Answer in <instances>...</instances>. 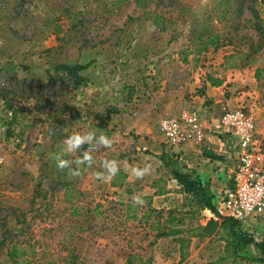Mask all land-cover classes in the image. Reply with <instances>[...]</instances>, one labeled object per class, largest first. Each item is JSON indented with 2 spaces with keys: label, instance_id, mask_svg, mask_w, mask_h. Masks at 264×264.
<instances>
[{
  "label": "rangeland",
  "instance_id": "obj_1",
  "mask_svg": "<svg viewBox=\"0 0 264 264\" xmlns=\"http://www.w3.org/2000/svg\"><path fill=\"white\" fill-rule=\"evenodd\" d=\"M208 38L214 44L204 48ZM216 49L263 74L264 0H0V264H126L132 254L156 264L151 244L163 212L108 199L93 177L104 159L119 165L123 150L132 158L131 143L115 138L93 151L78 177L49 154L72 132L111 138L106 108L130 89L138 99L171 78L175 87L195 81ZM88 62L80 85L54 72ZM185 224L196 226V216ZM208 251H188L185 261L209 264Z\"/></svg>",
  "mask_w": 264,
  "mask_h": 264
},
{
  "label": "crops",
  "instance_id": "obj_2",
  "mask_svg": "<svg viewBox=\"0 0 264 264\" xmlns=\"http://www.w3.org/2000/svg\"><path fill=\"white\" fill-rule=\"evenodd\" d=\"M229 53L218 49L208 52L204 57L206 62H202V71L195 81L182 80L175 87L171 78L169 83L165 80L160 88L145 97L136 94L138 99H124L106 108H117L115 114L107 116L105 109L104 122L111 129V139L117 138L119 144L125 142L132 145L127 147L132 149V158L124 150L120 155L119 172L124 174V178L120 179L117 174L104 181L108 188V199L124 201L125 206H128L136 196H140L154 212H163L165 220L169 211L179 212L183 216L189 209L186 205L189 200L181 193V186L174 176V172L179 170L191 173L193 178L209 188L212 203L217 209L222 191L232 183L237 158L235 145L227 136L213 130L221 115L225 111L244 106L253 116L255 133L264 145V72L260 74L261 70L255 64L231 62ZM189 104L201 116L206 133L203 142L194 144L183 141L174 147L165 145L159 123L177 116ZM130 166L147 167L148 171L142 179H136L130 174ZM112 181L116 184L113 185ZM130 188L132 200L127 197ZM141 205L134 206L141 209ZM191 208L196 210L198 224L199 221L204 225L206 220L216 219L209 210L198 211L195 206ZM183 228L186 230L188 227L185 224ZM241 228L256 241L264 240V212L256 217L247 216L241 221ZM154 240L151 246H154L152 253L156 254V264H172L179 260V245L173 237L162 236ZM205 244L209 246L208 252L212 255L209 261L224 256V242L213 235L191 237L188 248L191 256H194L196 250L205 249ZM239 254L250 259L262 257L253 244ZM196 261L199 264V259Z\"/></svg>",
  "mask_w": 264,
  "mask_h": 264
},
{
  "label": "built area",
  "instance_id": "obj_3",
  "mask_svg": "<svg viewBox=\"0 0 264 264\" xmlns=\"http://www.w3.org/2000/svg\"><path fill=\"white\" fill-rule=\"evenodd\" d=\"M254 123L250 112L238 106L225 111L213 126L215 132L227 136L237 149L232 183L222 191L217 210L240 222L247 216L256 217L264 212V145L255 133ZM159 129L169 147L183 141L201 144L206 134L198 110L190 104L177 116L162 120Z\"/></svg>",
  "mask_w": 264,
  "mask_h": 264
},
{
  "label": "trees",
  "instance_id": "obj_4",
  "mask_svg": "<svg viewBox=\"0 0 264 264\" xmlns=\"http://www.w3.org/2000/svg\"><path fill=\"white\" fill-rule=\"evenodd\" d=\"M214 41L208 38L205 42L204 48L208 45H213ZM91 65V62L85 64H56L54 66L55 73H62L66 77L72 79L74 85H80L84 82L85 77L81 75V71L87 69ZM132 90L128 93V97L131 98ZM118 110L115 107L106 109V115L110 113H117ZM99 129H103L105 125L98 124ZM9 136V132L7 133ZM163 157V156H161ZM120 179L124 178V174L118 172ZM174 176L177 182L181 186V193L188 199V211L182 216H176L174 211H169L166 220V226L163 228L157 227L155 238L162 236H171L174 238L179 245V260L174 264H187L185 258L188 253L190 244V238L193 236L207 237L214 236L220 241L224 242V256L219 257L215 261L209 264H229V262L236 263L237 261L249 260L256 263L264 264V240L256 241L249 233L243 231L241 228V222L228 216L221 215L216 206L212 203V195L209 188L206 185H202L200 181L193 178L191 173L181 172L176 170ZM115 185L116 182L112 181ZM191 206H195L198 211L209 210L216 219L210 218L204 225L197 224L196 226H188L185 230L183 228L185 218L193 219L196 210H193ZM130 206L128 205L127 208ZM186 231V234L184 232ZM253 244L261 253L262 257L258 258H246L239 254L240 251L244 250L248 245ZM8 257L12 260L15 258V251L8 254ZM134 260L143 264H150V259L143 261L138 255H128L126 264H134Z\"/></svg>",
  "mask_w": 264,
  "mask_h": 264
},
{
  "label": "clouds",
  "instance_id": "obj_5",
  "mask_svg": "<svg viewBox=\"0 0 264 264\" xmlns=\"http://www.w3.org/2000/svg\"><path fill=\"white\" fill-rule=\"evenodd\" d=\"M112 142L110 137L98 134L94 129H89L84 133L72 132L63 140V147L58 152L50 153L49 158L54 162L58 170H67L69 175L78 177L81 175L82 169L90 168L94 163L91 153L111 147ZM84 145H87V147L84 148ZM77 152L80 153L78 158L72 160L65 158L69 154ZM101 169L93 172L94 179L99 182L114 178L120 171L118 162L109 159L101 161ZM147 171V167L130 166V174L136 179H142ZM143 202L140 196H136L133 199L134 205H141Z\"/></svg>",
  "mask_w": 264,
  "mask_h": 264
}]
</instances>
